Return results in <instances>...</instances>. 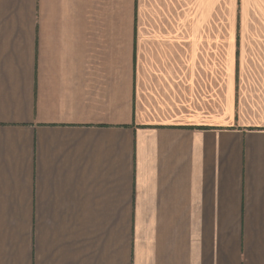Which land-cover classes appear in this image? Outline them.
I'll use <instances>...</instances> for the list:
<instances>
[{"label": "crops", "instance_id": "1", "mask_svg": "<svg viewBox=\"0 0 264 264\" xmlns=\"http://www.w3.org/2000/svg\"><path fill=\"white\" fill-rule=\"evenodd\" d=\"M0 264H264V0H0Z\"/></svg>", "mask_w": 264, "mask_h": 264}, {"label": "rangeland", "instance_id": "2", "mask_svg": "<svg viewBox=\"0 0 264 264\" xmlns=\"http://www.w3.org/2000/svg\"><path fill=\"white\" fill-rule=\"evenodd\" d=\"M221 14L226 12V7L221 5ZM206 23L208 24H220V25H227L228 24V17L225 15H220L219 17H211L208 18Z\"/></svg>", "mask_w": 264, "mask_h": 264}]
</instances>
